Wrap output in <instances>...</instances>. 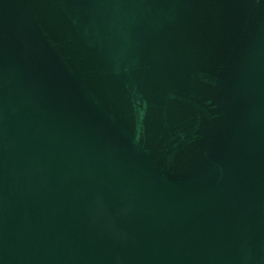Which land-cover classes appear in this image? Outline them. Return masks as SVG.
Here are the masks:
<instances>
[{
	"label": "water",
	"instance_id": "obj_1",
	"mask_svg": "<svg viewBox=\"0 0 264 264\" xmlns=\"http://www.w3.org/2000/svg\"><path fill=\"white\" fill-rule=\"evenodd\" d=\"M0 264H264V0H0Z\"/></svg>",
	"mask_w": 264,
	"mask_h": 264
}]
</instances>
